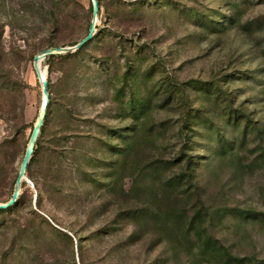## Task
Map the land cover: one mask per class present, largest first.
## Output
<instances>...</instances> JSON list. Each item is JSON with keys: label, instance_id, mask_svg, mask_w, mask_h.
I'll return each mask as SVG.
<instances>
[{"label": "rangeland", "instance_id": "374dc122", "mask_svg": "<svg viewBox=\"0 0 264 264\" xmlns=\"http://www.w3.org/2000/svg\"><path fill=\"white\" fill-rule=\"evenodd\" d=\"M98 1L92 41L41 60L0 264H264V0ZM91 16L0 0V202L42 107L33 56Z\"/></svg>", "mask_w": 264, "mask_h": 264}, {"label": "water", "instance_id": "95a60500", "mask_svg": "<svg viewBox=\"0 0 264 264\" xmlns=\"http://www.w3.org/2000/svg\"><path fill=\"white\" fill-rule=\"evenodd\" d=\"M91 1V10H92V16H91V21L90 25L88 28V31L86 35L81 38L76 44L74 45H69V46H55V47H48L38 53H36L33 56V67L35 69L36 75L41 82V90H42V95L44 98L42 108L40 109L37 119L33 125V128L30 132V136L28 139V142L26 144L24 154L22 157V160L20 162L19 170L14 182V187L11 193L10 198L5 201V202H0V209H7L14 205V203L17 201L20 193V187L22 181L25 179V174H26V168L27 165L32 157V153L34 151L35 145H36V140L39 136V133L41 131V127L44 124L45 121V116H46V111H47V105L49 103V90H48V81L43 78L42 75V70L40 67L41 60L48 55L54 54V53H67V52H72L76 49L81 48L84 46L87 42H89L95 33L96 29V20H97V15L99 12V2L98 0H90Z\"/></svg>", "mask_w": 264, "mask_h": 264}, {"label": "trees", "instance_id": "16d2710c", "mask_svg": "<svg viewBox=\"0 0 264 264\" xmlns=\"http://www.w3.org/2000/svg\"><path fill=\"white\" fill-rule=\"evenodd\" d=\"M99 2V1H98ZM93 39V38H92ZM92 39L89 41V42H87L84 46H86L88 43H90L91 41H92ZM77 42H74V43H72L71 45H74V44H76ZM84 46H82V47H84ZM80 49V48H79ZM78 49V50H79ZM77 50V51H78ZM71 53H66L65 54V56H67V55H70ZM49 106H50V97H49V103H48V105H47V113H46V116H45V121H46V119H47V114H48V110H49ZM140 107H141V105H140ZM139 107V108H140ZM142 108H140V110H141ZM44 126V125H43ZM43 126L41 127V130H42V128H43ZM37 141V140H36ZM35 150H36V146H35V148H34V151H33V153H32V157H31V159L33 158V154L35 153ZM8 209V208H7ZM1 210V209H0Z\"/></svg>", "mask_w": 264, "mask_h": 264}, {"label": "bare ground", "instance_id": "6f19581e", "mask_svg": "<svg viewBox=\"0 0 264 264\" xmlns=\"http://www.w3.org/2000/svg\"><path fill=\"white\" fill-rule=\"evenodd\" d=\"M42 75H43V78H44V72L42 71ZM43 101H44V98H43ZM42 105H43V102H42ZM42 108V107H41Z\"/></svg>", "mask_w": 264, "mask_h": 264}]
</instances>
